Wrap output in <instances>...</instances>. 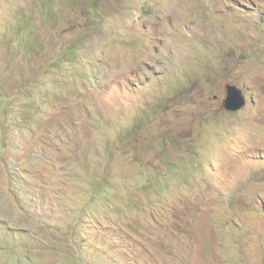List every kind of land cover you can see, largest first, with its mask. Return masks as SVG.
<instances>
[{
	"label": "rangeland",
	"instance_id": "rangeland-1",
	"mask_svg": "<svg viewBox=\"0 0 264 264\" xmlns=\"http://www.w3.org/2000/svg\"><path fill=\"white\" fill-rule=\"evenodd\" d=\"M74 1L0 0V264H264V0Z\"/></svg>",
	"mask_w": 264,
	"mask_h": 264
},
{
	"label": "water",
	"instance_id": "water-1",
	"mask_svg": "<svg viewBox=\"0 0 264 264\" xmlns=\"http://www.w3.org/2000/svg\"><path fill=\"white\" fill-rule=\"evenodd\" d=\"M227 98L224 107L227 111L237 112L243 109L247 102L242 90L234 85L227 86Z\"/></svg>",
	"mask_w": 264,
	"mask_h": 264
},
{
	"label": "clouds",
	"instance_id": "clouds-1",
	"mask_svg": "<svg viewBox=\"0 0 264 264\" xmlns=\"http://www.w3.org/2000/svg\"><path fill=\"white\" fill-rule=\"evenodd\" d=\"M72 50H74V49H72ZM68 51H69V50H68ZM229 85H233V84H229ZM227 86H228V85H227ZM227 86H226V88H227ZM234 86L238 87L237 85H234ZM238 88H239V87H238ZM239 89H240V88H239ZM226 90H227V89H226ZM240 90H242V89H240ZM242 91H243V90H242ZM243 93H244V91H243ZM244 95H245V94H244ZM4 96H6V95H4ZM226 98H227V97H226ZM245 98H246V96H245ZM224 102H225V101H224ZM246 102H247V98H246ZM223 105H224V104H223ZM246 106H247V104H246ZM246 106H245V107H246ZM245 107H244V108H245ZM224 108H225V107H224ZM244 108H243V109H244ZM243 109H241V110H243ZM225 110H226V109H225ZM241 110H240V111H241ZM226 111H227V110H226ZM227 112H230V113H237V112H239V111H237V112L227 111ZM145 121H146V120L142 121V122L139 123V124H138L137 122H134V124L138 127V126H141L142 123H145ZM6 134H7L8 137H3V136H2L1 146L10 143L9 134H8V133H6ZM191 134H192V131H190L188 135H191ZM170 135H172V134H170V132L167 131V132L163 135V138H164V137H167V136H170ZM170 142H171L173 145H175V146L178 144V143L175 141V138H174V137L171 139ZM179 144H181V143H179ZM176 148H177V147H176ZM195 149H196V151H198V148H195ZM185 160H186V159H185Z\"/></svg>",
	"mask_w": 264,
	"mask_h": 264
},
{
	"label": "trees",
	"instance_id": "trees-1",
	"mask_svg": "<svg viewBox=\"0 0 264 264\" xmlns=\"http://www.w3.org/2000/svg\"><path fill=\"white\" fill-rule=\"evenodd\" d=\"M80 2V0H75L73 3H71L70 5L72 6V7H74L75 5H76V3L78 4ZM46 7H48V8H50L48 5H46V4H44ZM52 9H54V8H52ZM66 15V11L64 10V8H63V10L61 11V12H58V14L56 15L57 17H58V21H61V22H63L64 21V16ZM62 16V17H61ZM27 23H28V21H27ZM29 24V23H28ZM58 63H59V59H57V63H56V65H58ZM7 96H4V95H2V98H6ZM3 137H8L7 136V134L6 133H4L3 135H2Z\"/></svg>",
	"mask_w": 264,
	"mask_h": 264
}]
</instances>
